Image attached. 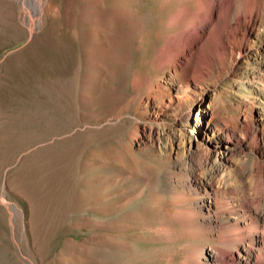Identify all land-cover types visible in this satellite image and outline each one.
<instances>
[{"label":"rangeland","instance_id":"374dc122","mask_svg":"<svg viewBox=\"0 0 264 264\" xmlns=\"http://www.w3.org/2000/svg\"><path fill=\"white\" fill-rule=\"evenodd\" d=\"M22 1L0 0V264L182 260L198 242L172 211L206 196L205 150L212 162L259 155L211 129L250 92L253 57L216 69L196 113L203 88L184 75L133 85L145 27L160 21L154 0H96L89 17L87 0ZM39 6L32 30L22 12Z\"/></svg>","mask_w":264,"mask_h":264},{"label":"bare ground","instance_id":"6f19581e","mask_svg":"<svg viewBox=\"0 0 264 264\" xmlns=\"http://www.w3.org/2000/svg\"><path fill=\"white\" fill-rule=\"evenodd\" d=\"M37 1L40 5L41 0ZM95 3L96 0H87L88 17ZM153 3L160 21L151 20V27H145L140 39L144 57L142 69L133 78L134 87L144 85L156 70H167L169 82L174 78L179 81L184 75L189 85L203 88L193 91L198 100L196 113L203 112L209 104L204 99L208 88L202 83L231 61L238 63L246 56L253 57L248 77L250 92L240 102H233V109L219 111L211 129L214 137L231 142L232 134L238 141L250 139L260 148L258 157L250 162L245 158L230 162L217 158L212 162L205 150L200 163L203 171L195 176V185L204 188L206 196L185 200L172 211L182 219L188 237L198 243L190 245L182 260L169 264H264V0ZM39 13L40 6L30 19L25 10L22 12L32 30ZM156 86L161 88L162 84L158 82ZM240 129L245 134L243 140L237 135ZM245 146L230 153L240 155ZM209 167H214L216 173H208ZM229 174L236 177L235 183L227 181Z\"/></svg>","mask_w":264,"mask_h":264}]
</instances>
